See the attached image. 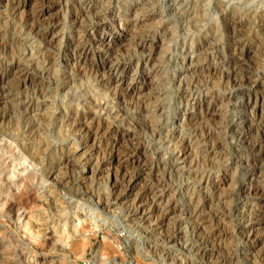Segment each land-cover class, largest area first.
Listing matches in <instances>:
<instances>
[{"label":"rangeland","instance_id":"1","mask_svg":"<svg viewBox=\"0 0 264 264\" xmlns=\"http://www.w3.org/2000/svg\"><path fill=\"white\" fill-rule=\"evenodd\" d=\"M59 1L62 7L58 14L64 27L56 35L58 45L48 52H40L34 40L19 34V21L6 15V9L0 5V47L4 49L0 51L1 64L20 62L36 74L43 61L52 58L56 64L54 69L59 72L63 70L64 61L71 59L70 52L64 48V39L74 35L67 26L69 15L77 12L81 0ZM166 1L150 0L146 5L142 0H117V4H114L119 9L120 22L117 20V24L127 25V31L121 29L120 32L118 28L116 34H113L120 45L115 47L111 56L116 60L130 62L128 82H134L142 89L138 99L126 100L123 107L134 123L127 124L123 118H113V92L105 91L103 87L101 89L88 75L82 76L75 85L63 91H57L51 85L44 97L47 101L45 106L40 105L43 99H39L31 112L26 108L28 94L6 93L2 111L7 117L0 123V264H264L263 258L257 260L247 257V246L242 234L236 230L237 222L232 215L233 204L231 200H221L233 190L234 182L241 173L239 165L242 160L252 155L247 145L235 147L236 136L227 128L229 120L236 116L232 108L234 99H226V96L234 94L233 88L224 82L220 74L209 77L203 71L201 74L185 76L183 81L190 82V90L197 91L200 99L215 103V111L211 114L199 122L185 125L179 122L180 118H176L177 83L173 82L177 73L176 62L181 61L185 50H193L201 54L197 64L202 68L214 66L222 70L230 68V71L236 68L240 75L247 72L251 77L254 76V80H261L260 90L263 91L264 0H181V12L169 14ZM87 2L96 10L107 7L106 0ZM129 9L134 10L126 13ZM224 15L227 17L223 18ZM229 19L243 26L238 34L235 33L238 37L235 40L241 41L242 47L250 49L253 54V61L247 60L243 68L239 69L230 65L233 57L227 52L230 43L234 41L226 28ZM146 34L163 36V41L154 50L156 53L152 54L150 85L146 81H132L137 62L141 59L135 43ZM30 51L32 57L21 58L23 52ZM88 97L92 101L106 103L108 111L104 114L109 122L113 120L119 128L128 127L141 138L143 147L147 149L146 156L149 155L145 156L146 160L154 169V173L148 174L146 178V184L153 189L149 198L155 195L166 196L160 209L168 206L172 210L167 233L163 231L162 234L157 229L151 232L126 222V205L114 200L112 179L107 172H103L97 180L88 177L82 183L78 168L68 167L67 153L78 142L69 126L61 121L74 109L78 110V107V111H82ZM243 99L246 100L245 95ZM141 103L145 104L146 113L141 111ZM156 105L162 112L154 116L152 110ZM28 120L33 128L26 131L24 125ZM132 123L139 130L133 129ZM256 123L257 128L251 139H255V134L259 136L257 140L261 142L260 148L254 150V156L259 157L264 154V138L260 137L263 123L259 120ZM164 124L165 128L161 130ZM170 129L179 131L182 139H195L186 163L171 172L163 169L169 163L168 154L175 143L165 142L166 133ZM205 136L210 138L202 142ZM100 142L105 143L103 139ZM125 146L123 144V148ZM199 174L213 182L219 179L224 182L216 193L212 186L198 181ZM159 184L161 187L158 190L155 186ZM9 205L12 207L8 209ZM37 220L44 225L45 231H37ZM172 228L181 231L183 241L180 239V244L204 240L203 247L209 258L197 259L187 254L177 257L176 248H171L164 240L165 234ZM37 244L45 245V248L39 252L34 251L33 246Z\"/></svg>","mask_w":264,"mask_h":264},{"label":"bare ground","instance_id":"2","mask_svg":"<svg viewBox=\"0 0 264 264\" xmlns=\"http://www.w3.org/2000/svg\"><path fill=\"white\" fill-rule=\"evenodd\" d=\"M149 1L150 0H142V2H146V5L149 3ZM89 4L90 3L87 2V0L79 1V9L77 12H71L69 15L70 17L67 26L70 30V33L74 35L68 36L66 39H64V48L66 51L70 52L72 60H68L66 58L67 60L64 61L65 64L63 70H60V72L54 69L56 64L52 58H46V60H44L41 64V69L37 70L36 74H33L34 72H30V68L28 69L27 67L20 64V62L8 64L0 63V123H2L7 117V114L2 111V105H5L4 99L6 98V93L25 92L26 95L28 94V97H26L27 103L25 102L27 105H25L27 110L31 112L33 110V106L37 104L39 99H43L40 102V105L42 107L45 106L47 101L44 99V97L47 95L48 89L51 85L54 86L57 91L64 88H70L71 86L75 85V83L78 82L84 75H88V77L92 79L95 84L100 86V88L103 87L105 91L113 92V108L111 111H113L112 114L114 119L123 118L127 124L134 121L132 120L131 115L127 114L128 111L126 112L125 108L123 107L126 104V100L129 99L130 101L138 99L141 96L142 89L136 86L134 82H128L130 62L116 60L111 56L115 47L120 45L119 40H117V37H114L113 34H116V30L118 31V28L120 29V32L121 29L127 31V25L123 24V26H121L120 23L117 24V20L120 22L118 19L119 9H117L115 6L117 4V0H106L107 7L102 10L91 8ZM181 4V0H167V13L169 14L170 12H179ZM0 5L4 8V10L6 9L4 11L6 12V15L19 21L20 25L18 33L21 35L25 34V37H30L31 40H34L35 43H37L38 48H40V52H48L50 49H53V47L58 45L56 44V35L59 33L58 31L60 28L63 29L64 27L62 24V19H59L61 17L59 15L60 13L58 14V10L62 7L59 0H0ZM133 10L129 9L126 11V13H132ZM225 17H227V15L223 16V18ZM228 22V25L225 24L226 28L228 31H230L232 40L234 39V41L231 40L232 43H230L231 45L227 49V52L231 55V58L233 57L232 64L230 65H233L232 67L237 66L238 69L243 68L242 66H244L247 60L253 61V54L250 49L242 47L241 41L235 40L237 37L235 33L238 34L243 26L230 19ZM142 26L143 24L141 27ZM162 41L163 36L161 35L149 36L147 34L144 36L142 35L137 40L135 46L138 50V54L141 56V59L138 60L139 64L137 62V69L132 75V81L140 80L141 83L142 81H146V83L149 82L150 85L152 81L151 74L153 72V69L151 70L150 67L152 54L156 53L154 50H156L157 45L161 44ZM3 50L4 49L0 47V51L3 52ZM200 56L201 54L195 53L193 50H185V52H183L181 61L179 63L176 62V64L174 63L177 73H174L175 77L173 82L177 83L176 88L178 97L176 118H180L179 122L181 121L184 122L185 125L186 123L190 125L194 124V121H198L203 117L205 118L215 111V103L206 101L204 98L200 99L201 96H199L197 91L190 90V82H186V80L183 81L185 76H191L193 74L195 75L196 73L201 74L203 71H205L209 77L220 74L224 82L232 86L234 94L231 96H226V99H234L232 108L236 111V116L229 120L227 128H229L230 131H232V133H234L236 136L234 142L235 147L239 148L247 145L248 149L250 148L249 151H251L252 155L250 158L242 160V163L239 165V171L241 173L235 180L236 182H234L235 184L233 190H230V192L226 194V197L222 198L221 200H231L233 204L232 215L237 222L235 223L236 230L238 233L242 234L245 245L247 246V249H245V254H247V257L249 256L248 258H255L257 260L262 258L264 259V154H261L259 157L254 156V150L256 151V148H260L259 144H261V142L257 140L259 137L257 134H255V139H251L252 134H254V131L257 128V120L262 121L263 123L260 137L261 139L264 138V90H260L262 82L259 78L254 80L252 78L254 76L251 77V75L247 72H244L241 75L240 73L238 74V72H236V68H232L233 70L231 71L229 70L230 68L222 70L214 66L202 68L201 65L197 64V61L200 60ZM26 57H32V51L29 53L23 52L21 54L22 59ZM90 58L91 62H88ZM252 61L250 62L252 63ZM243 95H245L246 100L243 99ZM84 103L86 106H82V111H78V107V110L77 108L74 109L73 112L69 113V116L65 117L64 120L61 121L69 126L70 131L74 133L75 139L78 142L77 145L70 148L71 150L68 151V155L66 154L68 158V167L70 166L69 168L72 169H75L76 167L78 168V174L81 177L82 183L83 181L85 182L88 177L93 179L96 178L97 180L98 177L100 178V176H102L103 172H107L108 176H110L112 179L111 187L113 194L115 195L114 200H118L119 202L126 205V222L143 227L151 232L155 231L156 229L160 230V233L163 231L166 232V229L168 230L167 223L170 218L169 215L170 213L172 214V210H170L168 206L160 209V206L164 201V197L166 196H156L154 194L155 196L149 198V195L153 192V189L151 186H149V184H146V178L148 174L154 173V169L149 166L146 160V157L149 155L146 156L147 149L143 147L141 138L137 136L135 132L129 130L128 127L126 128L124 126L119 128L117 125H114L115 122L113 120L109 122L104 114L107 110L106 103L92 101L91 97L85 99ZM141 107L142 112L147 110L145 104H142ZM158 107L156 105V107H154L152 110L153 115L158 112L159 114L162 112V109H159ZM33 122L35 123V121ZM133 123L131 126L134 127L133 129H136ZM32 128L33 126L30 125L28 120L26 125H24V129L29 131ZM164 128L165 124L161 126V130ZM35 129L37 128L35 127ZM166 134V144L175 142L174 147L172 146L173 149L171 150L170 154H168L169 157L167 156L169 163L165 164L163 167V169L165 168L166 170L170 171L186 163L191 154L192 141L195 139H182L181 136L179 137L180 133L176 129H170ZM196 137L197 135H195V138ZM209 138L208 136L202 137V142H205L204 139ZM102 139L105 142L104 144H101L102 141L100 142ZM123 144H126L125 148H123ZM170 161L173 163L171 164ZM186 166H188V164ZM198 181L207 186H212V189L216 193L219 191L222 182H224L223 179L213 182L210 181L208 177L205 178L204 176H200ZM160 184L155 186V188L159 190V187L162 186V184L161 186ZM139 186H141L140 189H137ZM144 199L146 204L143 203ZM55 205L56 204H54V207ZM11 207L12 205H9L8 209ZM153 215H156L154 219H152ZM36 223L37 224H35V227L37 231H45V229L43 230L44 225L39 220H37ZM180 232L181 231H179L178 228H172V230H170L167 235L165 234L166 237H164L165 243L171 248H176V251H178L179 256L177 257L180 258L181 255L187 254L197 259H205L207 256L209 258V255L206 253V250L203 247L205 243L204 240L198 239L197 242L192 240L193 243L186 244L182 242L180 244L178 242L182 237H180ZM196 235H198L197 232ZM202 235L204 234L202 233ZM208 237L210 236H207V238ZM33 248L34 251L39 252L45 248V245L39 246L37 244L33 246ZM191 264H193V262Z\"/></svg>","mask_w":264,"mask_h":264}]
</instances>
